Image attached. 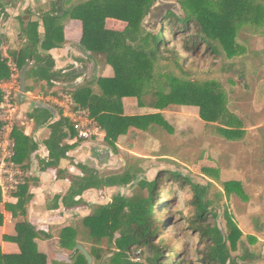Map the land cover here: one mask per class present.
<instances>
[{
  "label": "trees",
  "instance_id": "16d2710c",
  "mask_svg": "<svg viewBox=\"0 0 264 264\" xmlns=\"http://www.w3.org/2000/svg\"><path fill=\"white\" fill-rule=\"evenodd\" d=\"M157 1L85 0L71 4L66 9L64 18L81 22V47L90 53L95 62L109 65L114 77L96 80L99 94H95L90 85L64 91L72 95L76 104L89 110L91 117L105 132V143L113 149L118 138L126 135L129 128L145 130L152 123L159 124L157 119L161 116H124L121 106L123 98H136L138 106L144 107L143 99L148 97V108L157 111L169 106L194 107L198 109V117L202 122L221 125L218 131L227 141L241 140L245 133L241 128V121L228 110L227 91L216 79L204 74L205 71L194 60L199 59L205 63L212 59L217 62V65L208 66L209 73L215 67L218 74L235 68L233 60L245 52V48L236 42L237 31L244 25L255 28L264 25V0H174L179 5L181 14L163 10L157 18L158 27L154 32H149L142 26V22ZM41 19L44 28L41 50L61 47L65 41L60 22L46 14L41 15ZM107 19L122 22L126 26L123 31L108 30L105 27ZM38 30V21L28 22L22 28L25 46L10 56L19 70L32 59L34 66L27 75L34 70L36 82L45 81L49 85L58 74L52 72V59L39 52ZM226 61L230 64L225 65ZM246 73V69H241L235 76L243 80ZM10 76L8 61L0 51V82L8 80ZM1 98L0 91V102ZM50 117V113L41 109L28 115L36 127L47 123ZM67 124L66 119L60 117L49 126L51 134L44 142L49 161L44 164V169L56 170L60 160L66 158L71 150L72 146L65 143V140L76 134ZM161 125L169 130L168 125ZM65 127H70L69 134L63 130ZM12 138L15 142L13 163L28 168L30 155L37 149V144L25 136L17 124ZM79 169L83 176L69 177L71 187L62 199L67 211L87 206L82 196L88 190L102 193L105 189L126 187L139 176H132L130 169L112 176L99 175L96 170L82 165H79ZM205 173L210 175L211 170L207 169ZM57 175L64 177V173L60 171ZM167 176L166 181L161 176L153 180L141 179L136 185L138 194L130 198L113 194L108 203L97 199L99 205L93 208L90 216L80 220L72 219L55 232L51 228L46 231L37 229L27 220L17 221L15 235L4 236L3 241L16 244L20 253L7 256L0 249V264H48L46 255L38 251L35 241L49 240L54 236L58 238V246L70 254L66 262L53 260L50 264H88L82 253L76 250L77 245L84 248L89 245L87 252L92 264H184L180 260L184 249L181 250L163 232L169 226V219L165 221V217L158 219L153 216L158 194L164 183H179L186 179L179 173L169 172ZM214 180L218 181V178L215 177ZM205 182L204 186L189 183L193 191L191 204L195 209L194 216L185 219L187 228L204 243L201 264L231 263L235 259L230 253L237 249L242 233L227 209L223 217L225 241L217 223H211L209 219L217 218L216 211L224 195L229 197L235 194L242 199L247 197L238 181L222 183L224 195L213 182ZM144 190L149 192L147 198L140 195ZM26 193V185L21 186L15 194L18 202L15 205H5V210L15 219L26 215L25 206L29 199ZM205 193L207 196L203 198ZM59 199L60 197L55 199L56 209ZM172 204L173 199H169L160 206L165 208ZM2 223L3 216L0 213V226ZM104 241L108 247L113 246L115 251L104 254L101 247ZM248 242L254 243L255 239L250 237ZM146 250L154 256L143 259ZM107 256L109 258H105ZM140 257L142 260L136 261ZM247 257L252 259L253 255ZM245 258L240 259L244 261Z\"/></svg>",
  "mask_w": 264,
  "mask_h": 264
},
{
  "label": "rangeland",
  "instance_id": "374dc122",
  "mask_svg": "<svg viewBox=\"0 0 264 264\" xmlns=\"http://www.w3.org/2000/svg\"><path fill=\"white\" fill-rule=\"evenodd\" d=\"M78 1L85 0H71V4ZM164 1L175 2L174 0ZM33 7L27 9L31 12ZM14 9L17 10V8ZM34 9L38 10L40 15H44L43 12L47 6ZM23 13L27 18L26 11ZM2 14L7 15L5 12ZM107 20L105 22L106 29H113V23H107ZM122 24V22L117 23L116 26L119 27ZM150 28L151 32H154L156 30L155 23ZM236 42L245 48V52L233 60L235 68L223 70L225 71L223 74H218L215 72V67L213 72L209 73L208 66L210 64L217 65V62L209 59L204 63L198 59L194 60V63L205 71L204 74H209L208 77L216 79L227 91L228 110L241 121L240 125L245 133L241 140L227 141L218 131L221 125L218 123L205 124L199 119L198 109L194 107L188 105L169 106L164 110L176 121H171V126L168 125L172 129L162 131V142L152 143L149 135L138 132L139 134L131 136V141H133L131 147L136 148V153L132 152L129 155L117 151L116 162L102 174L103 176H112L122 174L126 169H130L129 172L132 176H143L147 180L161 176L166 181L169 172L179 173L186 178L179 183L165 182L153 210L155 218L165 217V221L169 219V226L163 232L165 237L173 240L181 250L184 249V254L180 259L184 264H201L200 261L203 258L204 243L200 242V238L188 230L185 219L193 217L195 209L191 204L193 191L189 183L204 186L205 180L213 182L223 195L225 192L222 183L238 181L247 197L242 199L235 194L229 197L224 195L216 211L217 218L209 219L211 223L219 221L221 229L225 232L223 217L224 211L227 209L242 233L237 249L230 253L231 257L235 259L230 264H234V262L235 264H264V25L260 28L244 25L237 31ZM228 64L230 62L226 61L225 65ZM241 69L247 70L243 80L235 76ZM149 100L148 97L144 98L145 106H138L139 110L135 108V112L139 115L149 111L153 112V109L147 106ZM131 150L133 149L131 148ZM207 169L211 170L210 175L205 173ZM215 177L218 178V181L214 180ZM136 185L133 186L131 183L126 187L117 188V190L105 189L101 194L98 193L97 199L108 203L113 194H121L126 198L133 197L139 192L136 190ZM169 191L172 194H167ZM140 195L147 198L149 192L144 190L140 192ZM206 196L205 193L203 198ZM169 199H173V204L170 207L162 208L160 204ZM250 237L255 239L254 243L248 242ZM101 247L104 254L115 251L113 246L108 247L106 241L102 243ZM85 249L88 251L89 245ZM68 252L57 254L49 251V259L50 261L56 259L66 262ZM147 253L148 250H146L143 259L146 258ZM151 254L153 253H150L149 256ZM249 255H253V258L249 259L247 257ZM109 256L105 258H109ZM242 257H246L244 261L240 259ZM141 260L140 257L136 261Z\"/></svg>",
  "mask_w": 264,
  "mask_h": 264
},
{
  "label": "crops",
  "instance_id": "0c3cea01",
  "mask_svg": "<svg viewBox=\"0 0 264 264\" xmlns=\"http://www.w3.org/2000/svg\"><path fill=\"white\" fill-rule=\"evenodd\" d=\"M15 10L16 9H11L9 13H6L7 15H1L0 17V33H2L0 38V51L2 53V56L7 59V61L8 59H12L10 56L11 53L20 50L26 44V40L23 38V35L21 33L22 29H20V23L22 21L24 24H26L27 19L25 20V16H22V11L18 10V12H13V14L12 11ZM36 15L40 16V14L35 13V15H33L32 21H36ZM108 22L113 23V29L110 30L123 31V29L125 28L124 23L120 25L121 27H117L116 24L121 22H117L111 19H108L107 23ZM63 35L65 43L61 47L54 48L50 51L51 59L54 62V68L52 72L58 74L60 72L59 70H62L59 68L69 69L70 66H68V64L70 60L85 62L88 67L87 74L84 81L79 86L90 85L93 92L95 94H99V89L95 84L96 80L112 79L114 77L113 69L109 65H103L99 62H95V60L91 58V55L88 52L87 54L93 60L94 67H92V65L88 61H83L81 60V57H78V49L79 47H81L80 41L82 37V25L80 21L66 20L64 24ZM30 68L31 66L26 71V94L24 96L22 109H20V106L18 105V112L15 117V125L17 124L20 130H22L23 134L31 138L37 144V149L30 155L29 167H21L28 172V178L25 185L27 187L26 195L27 197H29V199L27 205L25 206V217L22 218L19 216L17 219H15L10 212L5 210V205H15L18 202V198L15 196L16 193L7 200L3 199L0 203V213L3 216V223L0 226V249L1 253L7 256L18 255L20 253L19 248L16 244L3 241L4 236L15 235V224L17 221L27 220V222L35 226L37 229L46 231L51 228V231L55 232L58 229L64 227L72 219H83L80 217L70 218L67 219L64 224L57 225V222H61L63 220V217L62 214L56 213V211L59 210V207H57V209L54 208L56 197L61 198L63 195L65 196L71 187L69 177L83 176L81 170L79 169V165L85 166L90 169L92 168L96 170L99 175H102L107 170H109L110 167L113 166V164L116 162L117 151L122 154L129 155H131L132 152L136 153V148L134 146L131 147V142H133L131 141V136L142 133L145 135H149V139L153 141H151L152 143H161L162 131H166L167 129L166 127H163L161 123L170 125L171 121H176L173 117L169 116L168 112L165 111L166 109L162 111L153 110V112L149 111L148 113H142L141 115H139V113L135 112V108L136 110H139L136 99L123 98L121 101V106L124 116L131 117L149 114H160V118L157 119L159 124L152 123L145 130L129 128L126 135L118 138L114 149L105 143L104 137H99L92 141H80L74 134L75 136H69V138L65 140V143L72 146V148L67 153L66 158L60 160L57 169H44V164L49 161V153L44 145V142L48 140L51 134L49 126L54 122H57L60 117L64 118L61 111L56 108L55 102L52 99L60 90L61 82L51 81L49 85L45 81L36 82L34 70L30 71L29 75H27V72ZM71 81H73V79ZM1 84L2 83H0V85ZM37 103H46L56 108L58 111V116H56L48 125L47 123L51 120L52 116L49 118L47 123L36 127L35 123L28 118V115L33 113H31L32 105ZM67 123V125H70L68 121ZM170 126L169 129H172ZM69 128L65 127L63 130L67 134H69ZM131 148L133 150H131ZM103 154H105L106 157L110 158L106 160V157ZM34 167L36 168L35 171L39 172L40 175L34 174ZM58 171L63 172L64 177H57ZM82 199L85 201V203L87 202L92 204L98 201L97 196L94 195L92 190L84 192ZM93 206L94 205L90 206L91 212L93 211ZM87 207L88 204L84 208L79 209V211H81L83 215H87ZM35 242L38 251L47 256L48 264H50L52 261H50L49 259V251L57 254L61 252H68L66 250H62L58 246V238L56 236L49 240L37 239ZM67 254L69 255L70 252H68Z\"/></svg>",
  "mask_w": 264,
  "mask_h": 264
},
{
  "label": "built area",
  "instance_id": "2783aa9c",
  "mask_svg": "<svg viewBox=\"0 0 264 264\" xmlns=\"http://www.w3.org/2000/svg\"><path fill=\"white\" fill-rule=\"evenodd\" d=\"M11 76L2 81L0 91L2 94L0 102V190L2 200L12 197L18 189L25 185L28 172L13 163L15 154V142L12 132L15 127V117L18 112L16 95L19 88L20 71L8 59ZM56 108L61 111L63 117L69 122L80 141H92L99 137H105V132L97 125L91 117L87 108L76 104L72 95L59 90L52 98Z\"/></svg>",
  "mask_w": 264,
  "mask_h": 264
},
{
  "label": "water",
  "instance_id": "95a60500",
  "mask_svg": "<svg viewBox=\"0 0 264 264\" xmlns=\"http://www.w3.org/2000/svg\"><path fill=\"white\" fill-rule=\"evenodd\" d=\"M163 10H170L172 12H174L176 15H180L181 14V10L179 5L176 2L173 1H164V0H158L147 12V15L144 19V21L142 22V26L149 32H151V28L153 23L156 24L157 22V18L158 16L161 14V12ZM6 13V12H5ZM22 16H25L24 13L22 14ZM36 21H38L39 23V36H40V43L38 44V49L39 52L43 55L46 56H50V51L53 50H49V51H43L41 50V42L44 38V28L42 26V19H41V15H36ZM158 25L156 24L157 28ZM2 33H0V38H1ZM79 56L81 57V60L83 61H88L92 67H94V63L93 60L90 58V56L87 54V52L82 48L79 47ZM53 61V60H52ZM32 59H29L28 62L22 67V69L20 70V79H19V89H18V93H17V97H16V101L18 103V105L20 106V109H22V105L24 102V96L26 94V71L27 69L31 66H34V63ZM54 64V62H53ZM68 66H70L69 69H64V68H59L62 70H59L60 72L58 73V75L55 77L56 82H61L60 83V89L61 90H75L77 87H79V85L84 81L85 76L87 74V64L85 62H79L78 60H70ZM54 68V66H53ZM78 68H80V70L78 71ZM53 70V69H52ZM68 78V81H67ZM73 79V81H71ZM36 109H41V110H45L48 113L51 114V120L48 121L47 125L52 122V120L58 116V111L56 108L46 104V103H37V104H33L32 105V111H35ZM46 126V125H45ZM36 168L34 167V174H39V172L35 171ZM142 178H145L143 176H138L132 183L133 186L136 185ZM122 188V187H120ZM119 188V189H120ZM117 190V189H116ZM94 195H98L99 192L93 190ZM64 195L59 199L58 201V207L59 210L56 211L57 214H62L63 220L61 222H57V225H61L64 224L66 222L67 219L70 218H76V217H80V218H86L88 216L91 215V209L90 206L91 205H99L97 202L92 203H87L88 207H87V215H83V213L79 210H75V211H65L63 208V204H62V199H63ZM217 226L218 229L220 230L222 236H223V240L225 241V234L223 232V230L221 229L220 223L219 221L217 222ZM76 250L80 251V253H82V255L85 257V259L87 260L88 264H92V259L89 255V253L87 252V250L82 246V245H77L76 246ZM150 253L148 251L147 256L149 257ZM154 254H151V257H153Z\"/></svg>",
  "mask_w": 264,
  "mask_h": 264
},
{
  "label": "flooded vegetation",
  "instance_id": "af4514ba",
  "mask_svg": "<svg viewBox=\"0 0 264 264\" xmlns=\"http://www.w3.org/2000/svg\"><path fill=\"white\" fill-rule=\"evenodd\" d=\"M71 0H0V17L3 15L2 13L6 12L9 13V11L14 8H17L19 11H26L27 18V23L32 21L33 15L35 13L39 14V11L34 9L36 7H45L47 6V9L43 14L49 15L51 18H53L56 21H59L61 26H62V35L64 34V24L66 22V19L64 18V14L66 12V9L70 6ZM34 6V7H33ZM29 7H33V10L30 12ZM12 11L13 12H16ZM18 12V11H17ZM14 14V13H13ZM4 16V15H3ZM26 24H24L22 21L20 23L21 29L25 27ZM22 33V32H21ZM64 38V35H63ZM80 68H78V71ZM105 157L106 155L103 154ZM110 157H106L105 159L108 160ZM226 264H230V262H227Z\"/></svg>",
  "mask_w": 264,
  "mask_h": 264
}]
</instances>
